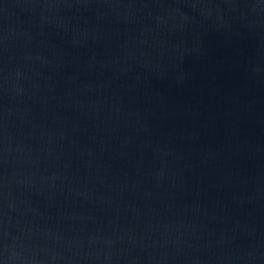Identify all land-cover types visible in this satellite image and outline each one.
<instances>
[{"label":"water","instance_id":"obj_1","mask_svg":"<svg viewBox=\"0 0 264 264\" xmlns=\"http://www.w3.org/2000/svg\"><path fill=\"white\" fill-rule=\"evenodd\" d=\"M0 264H264V0H0Z\"/></svg>","mask_w":264,"mask_h":264}]
</instances>
